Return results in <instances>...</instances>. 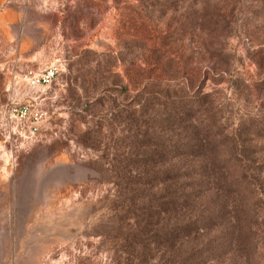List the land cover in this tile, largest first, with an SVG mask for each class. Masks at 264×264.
I'll return each mask as SVG.
<instances>
[{
  "label": "rangeland",
  "instance_id": "1",
  "mask_svg": "<svg viewBox=\"0 0 264 264\" xmlns=\"http://www.w3.org/2000/svg\"><path fill=\"white\" fill-rule=\"evenodd\" d=\"M148 5L0 0V264H264V0Z\"/></svg>",
  "mask_w": 264,
  "mask_h": 264
},
{
  "label": "trees",
  "instance_id": "2",
  "mask_svg": "<svg viewBox=\"0 0 264 264\" xmlns=\"http://www.w3.org/2000/svg\"><path fill=\"white\" fill-rule=\"evenodd\" d=\"M115 1H119V0H115ZM140 1L145 2V3L149 2L148 10H151V11H156L158 10V8H162L164 6V5H158V2H160L161 0H140ZM141 11H143V9H141ZM167 89L169 90L170 88H167ZM147 103H150V102L147 101ZM162 105L172 110L174 113H178L179 115L187 116L190 112H192L187 109L188 107L183 103L182 99L180 98L173 101L168 97L167 100ZM251 130H256V131L262 130V132L264 133V124L261 126V128L253 124V126L251 127ZM159 202L160 203H158V209L173 210V205L171 202L169 203L165 201H159Z\"/></svg>",
  "mask_w": 264,
  "mask_h": 264
},
{
  "label": "built area",
  "instance_id": "3",
  "mask_svg": "<svg viewBox=\"0 0 264 264\" xmlns=\"http://www.w3.org/2000/svg\"><path fill=\"white\" fill-rule=\"evenodd\" d=\"M58 74V67L51 66L42 72L25 75V81L33 88L47 87L52 84Z\"/></svg>",
  "mask_w": 264,
  "mask_h": 264
}]
</instances>
